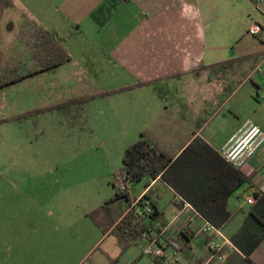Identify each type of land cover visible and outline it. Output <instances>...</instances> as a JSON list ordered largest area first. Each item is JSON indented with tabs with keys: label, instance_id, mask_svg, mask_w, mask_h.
I'll return each instance as SVG.
<instances>
[{
	"label": "crops",
	"instance_id": "obj_1",
	"mask_svg": "<svg viewBox=\"0 0 264 264\" xmlns=\"http://www.w3.org/2000/svg\"><path fill=\"white\" fill-rule=\"evenodd\" d=\"M10 1L13 8L4 12L2 21L11 18L20 21L21 16L25 15L38 26L57 34V40L72 58L71 63L57 70H82L81 82H86L87 88L60 103L94 89H126L110 96L111 103L114 101L115 105L118 104L116 112L126 113L129 122L137 123L138 133L149 132L153 140L169 150L175 158L196 139L204 140L220 155L228 140L248 121L264 129V1ZM255 24L262 28L259 36L249 34ZM231 61L235 63L228 64ZM80 62L84 67L79 65ZM119 81L125 83L111 88L103 87L101 83ZM151 82H156L155 86L140 85ZM91 104L88 106V117L90 124H93ZM53 105L56 104L44 108ZM40 108L33 107L29 111ZM227 109L241 115L242 119L222 141L216 143L212 136L206 134V130L219 112ZM205 160L192 153L183 164L188 168L186 178L192 195L198 193V184H207L208 180L211 185L209 192L219 190L215 175L209 172L204 175L196 166L198 161ZM240 169L252 185L241 186L228 199L229 210L235 215L221 233L229 242L250 210L251 205L248 204L246 209L244 202L253 197L254 192L264 193V146ZM138 184H144V188L135 194L134 187ZM138 184L130 188L132 199L136 201L142 195L148 196L164 223L162 226L156 222L155 227L165 230L167 237H175L174 230L187 220L185 214L180 215L182 204H178L181 198L161 178L144 179ZM167 193L173 194L174 201L171 206L161 209L160 203ZM129 209L119 221L128 215ZM188 213L190 215L187 216L192 215V211ZM181 218V222H178ZM201 223L197 220L195 234H191L180 264H185L188 256L195 255L197 260L200 256H208L207 243L212 237L201 235L198 228ZM108 235L112 233L109 231L104 237ZM63 239L67 245L68 236L64 235ZM114 239L111 244L113 253L105 254L89 264H110L117 258L122 248L115 236ZM40 241L37 234L0 235V264H68V251H61L58 255L50 249V244L47 247L46 243H38ZM20 242L25 243L21 245ZM141 244L145 247L146 242L141 241L135 246ZM224 249L227 259L232 247L227 245ZM91 250L85 255L84 252L80 253L71 264L87 262ZM251 261L264 264V241L252 253Z\"/></svg>",
	"mask_w": 264,
	"mask_h": 264
},
{
	"label": "rangeland",
	"instance_id": "obj_2",
	"mask_svg": "<svg viewBox=\"0 0 264 264\" xmlns=\"http://www.w3.org/2000/svg\"><path fill=\"white\" fill-rule=\"evenodd\" d=\"M28 22L31 20L23 15L20 21L11 18L0 23V76L19 72V65L29 61L30 51L21 36ZM81 78V69L56 70L0 92V235L37 234L41 238L38 243L50 244L56 254L68 251V264L93 247L84 264L113 253L114 235L104 237L92 216L97 217L98 210L114 198L125 150L142 135L137 123L126 119V113L116 112L118 104L111 103V97L92 102L93 124L83 116L72 123L71 114L60 108L30 113L33 107L59 104L82 92L87 86ZM101 83L111 88L125 82ZM240 119L241 115L229 109L220 111L206 134L218 143ZM143 188L144 184H138L133 192ZM173 201V194L167 193L161 209ZM244 205L248 209L246 201ZM64 235L69 239L67 245ZM143 249L144 244L133 245L110 264H157L143 255ZM199 258L188 256L185 264L206 261Z\"/></svg>",
	"mask_w": 264,
	"mask_h": 264
},
{
	"label": "trees",
	"instance_id": "obj_3",
	"mask_svg": "<svg viewBox=\"0 0 264 264\" xmlns=\"http://www.w3.org/2000/svg\"><path fill=\"white\" fill-rule=\"evenodd\" d=\"M10 8H13V3L10 0H0V23L4 12ZM28 23L23 27L21 36L26 40L30 59L28 62H24L23 66L19 65V72L11 75L3 74L0 77V91L30 78L56 71L72 62L71 56L54 34L32 21ZM233 63L235 62H228V64ZM155 84L156 82H151L140 85L155 86ZM125 90L100 91L94 89L63 103L45 109L31 110L30 113L48 112L60 108L71 114L72 123L82 116L85 122H89L88 106L92 102ZM73 112L74 114H72ZM192 153L196 154L199 159H206L205 162L198 161L196 166L204 175L208 172L215 175L216 184H219L217 192H209L211 185L208 180L207 184H198V193L192 195L190 184L186 178L188 168L183 165ZM206 153L209 155L207 156ZM120 175L125 178L126 189L121 191L115 188V197L101 207L97 212V217L92 216V220L105 233L110 231V234L112 233L117 238L122 252L127 251L132 245H139V242L144 241L143 232L160 233L162 230L155 227L156 222H160L164 226V223L161 222V214L148 196L144 195L143 202L134 206L135 201L130 195V188L144 179L161 178L175 191L177 197L181 198L178 205L181 202L189 203L202 219L218 231L225 230L235 215L229 210V197L241 186L252 185L251 180L240 168L229 163L222 152L218 155L204 140L196 139L178 158H175L169 150L157 144L149 132H144L138 142L126 148ZM253 197L255 204L251 205L239 231L230 238L232 252L229 253L223 264H254L251 261V255L264 241V193L254 192ZM144 202L152 204L153 214H148L145 211ZM127 209H129L128 215L119 221Z\"/></svg>",
	"mask_w": 264,
	"mask_h": 264
},
{
	"label": "built area",
	"instance_id": "obj_4",
	"mask_svg": "<svg viewBox=\"0 0 264 264\" xmlns=\"http://www.w3.org/2000/svg\"><path fill=\"white\" fill-rule=\"evenodd\" d=\"M256 2H262L264 0H255ZM262 32V28L255 24L250 30L249 34L252 36H259ZM264 146V129L258 124L248 121L245 125L234 134L226 143L222 150V154L225 159L233 166L241 168L244 163L253 158L260 149ZM118 187L116 188L124 191L125 178L120 174L117 178ZM144 195L140 196L135 202L134 206L143 202ZM247 203L253 205L255 203L254 197H249ZM144 209L148 214L154 213V208L150 202H144ZM182 209L180 215H184L187 220H183L185 223L181 224L179 229H175V237L165 234V230L159 232L145 231L142 234L143 240L146 245L143 249V255L151 257L155 262L159 264H180L184 249L187 247L191 234L194 233V229L197 227V220L202 223L199 225V231L203 236H211L212 240L207 243L208 256L206 261L202 264H223L226 260V253L224 251L225 246L231 245L230 242L222 235L221 231H218L206 222L202 217L192 208L189 203H182ZM192 211L191 216L188 212ZM182 218L178 222H181ZM142 221V220H141ZM187 221V222H186ZM195 222L196 224H194ZM175 227H177L175 225Z\"/></svg>",
	"mask_w": 264,
	"mask_h": 264
}]
</instances>
